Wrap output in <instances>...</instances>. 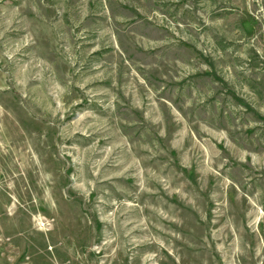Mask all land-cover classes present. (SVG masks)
Here are the masks:
<instances>
[{
    "label": "rangeland",
    "instance_id": "obj_1",
    "mask_svg": "<svg viewBox=\"0 0 264 264\" xmlns=\"http://www.w3.org/2000/svg\"><path fill=\"white\" fill-rule=\"evenodd\" d=\"M0 264H264V0H0Z\"/></svg>",
    "mask_w": 264,
    "mask_h": 264
},
{
    "label": "bare ground",
    "instance_id": "obj_2",
    "mask_svg": "<svg viewBox=\"0 0 264 264\" xmlns=\"http://www.w3.org/2000/svg\"><path fill=\"white\" fill-rule=\"evenodd\" d=\"M43 226V225H42Z\"/></svg>",
    "mask_w": 264,
    "mask_h": 264
}]
</instances>
